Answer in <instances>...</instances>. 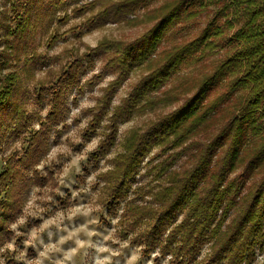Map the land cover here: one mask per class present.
Instances as JSON below:
<instances>
[{
    "label": "trees",
    "instance_id": "1",
    "mask_svg": "<svg viewBox=\"0 0 264 264\" xmlns=\"http://www.w3.org/2000/svg\"><path fill=\"white\" fill-rule=\"evenodd\" d=\"M1 1L0 70H6L14 65L18 46L31 35L34 21L45 16L46 9L53 18L56 9L80 0ZM148 1L121 0L106 5L91 24L116 22L126 8L139 7ZM90 3L76 5L74 13L79 14ZM209 9L214 12L194 40L160 50L167 36L179 30L180 20ZM154 21L152 28L138 40L124 45L100 43L86 54L73 56L61 74L73 83L76 72L91 64L93 56L113 53L107 66L116 77L105 88L94 112L91 111L87 128L94 132L130 70L143 73L108 117L107 133L92 154L97 162L115 145L119 120L125 121L136 112L178 96L157 92L181 65L217 52L221 54L212 71L196 82L192 94L178 107L144 131H134L126 138L113 168L102 175L107 186L105 206L113 213L125 201L120 234L124 237L132 234L133 242L140 244L144 253L156 251L161 257H168L171 264H251L256 251L264 246V137L261 136L264 134V0H170L156 12ZM30 63L27 59V64ZM19 82L17 70L0 73V148L6 135L16 134L31 120L23 109V100H17ZM219 86L222 93L213 99L211 93ZM54 90L53 111L47 115V121L38 117L40 129L32 135L24 154L15 158L8 155L3 160L0 244L9 237V225L20 212L28 188L35 181L40 184L41 177L31 168L46 143V131L63 111L59 100L62 89ZM228 101L233 102L228 105ZM210 129L214 131L206 139L194 140ZM253 138H262L256 148L249 145ZM153 149L156 153L151 160H159L153 169L166 185L150 201L128 198L138 189L137 179L142 177L144 160ZM182 158L184 162L179 166ZM254 177H259L258 183L247 186ZM205 246L208 253L199 259Z\"/></svg>",
    "mask_w": 264,
    "mask_h": 264
},
{
    "label": "rangeland",
    "instance_id": "2",
    "mask_svg": "<svg viewBox=\"0 0 264 264\" xmlns=\"http://www.w3.org/2000/svg\"><path fill=\"white\" fill-rule=\"evenodd\" d=\"M120 1L67 2L52 12L53 18L48 16L51 12L46 9V15L34 21L35 29L31 35L18 46L16 63L12 62L14 65L0 70V73L19 71L17 100H23V109L31 119L24 129L14 135H6L2 141L0 171L5 157L15 158L24 154L32 135L40 129L38 117L47 121V115L53 111L51 95L54 89L60 92L62 89L63 93L59 98L63 111L58 115L57 122L50 124L46 131V143L40 150L39 160L31 168L41 177L40 184L35 181L28 188L21 201L20 212L9 225L10 235L0 244V264H171L168 257L163 258L156 251L144 253L143 247L133 242L132 234L125 237L120 234V216L125 201L115 212L107 210V186L102 175L113 168V161L123 152L126 138L134 131H144L152 122L178 107L192 94L196 82L212 71L221 54L217 52L200 61L193 59L181 65L174 77L157 92L159 95L176 93L178 96L173 101L136 112L125 121L119 120L116 123L115 145L96 162L92 154L107 133L108 117L143 77V73L138 69L130 70L94 132L87 128L93 109L105 88L116 77L107 66L113 53L107 51L93 56L91 64H85L76 72L73 83L66 81L61 74L73 56L86 54L100 43L124 45L138 40L152 28L160 7L170 2L149 0L139 7L126 8L123 17L116 22L105 21L92 26L91 21L99 17L106 5ZM84 3L92 5L75 14L76 5ZM213 12L209 9L187 20H180L177 25L179 30L167 36L160 50L194 40ZM2 48L1 45L0 51ZM27 59L31 60L29 65ZM58 81L59 84L56 83ZM221 93L219 86L211 93L212 98ZM213 131L210 129L194 140H204ZM261 136L264 137V134ZM261 140L253 138L249 140V145L256 148ZM154 153L155 149L144 160L140 172L142 177L137 179L138 189L134 190L135 193L132 191L128 198L150 201L152 195L166 185L164 180L157 178L153 169L159 162L151 160ZM183 159L178 161L179 166L183 164ZM258 180L259 177H254L247 186L258 183ZM207 253L208 246H205L199 259ZM251 264H264V246L256 251Z\"/></svg>",
    "mask_w": 264,
    "mask_h": 264
}]
</instances>
